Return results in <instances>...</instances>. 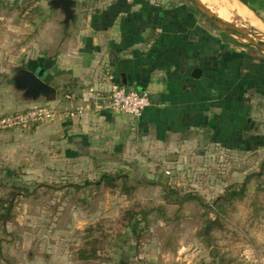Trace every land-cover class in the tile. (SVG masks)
Here are the masks:
<instances>
[{
	"label": "rangeland",
	"instance_id": "374dc122",
	"mask_svg": "<svg viewBox=\"0 0 264 264\" xmlns=\"http://www.w3.org/2000/svg\"><path fill=\"white\" fill-rule=\"evenodd\" d=\"M40 1L0 2V119L28 110L21 105L31 99L17 88L14 78L17 70L27 68L24 52L38 30L29 25L42 12ZM45 1L51 11L48 21L63 30L71 19L67 22L65 12H53L49 6L53 0ZM167 1L195 7L190 0ZM88 2L77 1L78 20L87 9L82 4ZM205 4L218 15V8ZM229 16L251 36H264V11L259 16L253 13L256 26L235 7ZM198 18L211 35L224 40L223 32L202 14ZM230 47L259 60L264 77L263 52L239 42ZM256 93L264 94L263 87ZM252 96L248 97L254 105L251 118L256 120L252 131L262 136L264 100ZM37 126L0 131V198L7 199L11 192L12 183L6 187L9 180L3 182L9 170L32 193L16 199L13 219L0 225V264H264V148L244 153L200 144L190 154L149 160V165L122 173L134 188L126 193L122 182L117 189L90 185L105 173L59 171L44 145L32 140ZM107 172L113 175L110 169ZM247 179L243 196L231 203L218 201L226 192L241 190ZM171 192L197 200L179 206ZM131 218L141 222L139 240L129 226ZM210 220L217 222L208 232ZM91 243L96 244V257L82 261L80 252L91 250Z\"/></svg>",
	"mask_w": 264,
	"mask_h": 264
},
{
	"label": "crops",
	"instance_id": "0c3cea01",
	"mask_svg": "<svg viewBox=\"0 0 264 264\" xmlns=\"http://www.w3.org/2000/svg\"><path fill=\"white\" fill-rule=\"evenodd\" d=\"M72 1L73 18L61 31L48 21L46 1L39 2L42 12L29 25L37 34L24 52L27 68L42 70L57 90L54 103L30 100L21 107L56 110L31 137L59 171L127 173L200 144L244 153L264 148L248 98L264 87L262 64L230 47L237 42L229 36L232 41L211 35L200 12L167 0H90L78 20V0ZM53 2V12L64 14ZM195 69L202 71L198 79ZM112 83L150 96L138 122L96 109L93 91L107 94Z\"/></svg>",
	"mask_w": 264,
	"mask_h": 264
},
{
	"label": "trees",
	"instance_id": "16d2710c",
	"mask_svg": "<svg viewBox=\"0 0 264 264\" xmlns=\"http://www.w3.org/2000/svg\"><path fill=\"white\" fill-rule=\"evenodd\" d=\"M240 3H242L244 6H246L248 9H250L252 12H254L256 15L259 16V12L260 11H264V0H238ZM194 11L198 12L199 11L194 7ZM224 37L226 39L227 36L223 33ZM229 41H232L230 39H228ZM259 88V87H258ZM264 89V87H263ZM262 96H264L262 94ZM6 176L3 179V182L5 179H8L9 182L6 183V187L7 185H11L10 183H12L11 187V192L8 195L7 199H3L0 198V225L2 226H6L12 219H13V210H14V206H15V201L16 199L22 198V197H29L32 195V193L29 191V188L21 185L19 183H17L16 181L19 179V176L16 174L15 171H6ZM249 179H247L241 190L239 191H235L232 190L231 192H226V194L221 197L218 201L221 203H231L232 201H234L236 198L243 196L245 189L249 183ZM122 182V190L126 193L131 192L132 190H134V188L129 187L128 186V176L122 174V173H117L115 175H102L98 181L91 183L90 185L95 186L96 188H100L101 186L104 185V187H106L107 189H117L119 187L118 183ZM3 186V185H1ZM172 196H177V200H175L176 205L182 206L185 203H189L191 201L197 200V198L195 196H191V195H183L180 196L178 195L176 192H171L170 193ZM170 195V196H171ZM130 215V214H128ZM132 216V215H130ZM148 216V213L145 214V217ZM134 218L130 219V228L132 230V233L134 236L137 237V239H140V235H139V225H140V221L135 220L134 222ZM143 221V220H141ZM217 221H208L206 224V230L209 232L211 231V229L213 228V225L216 223ZM90 246L94 247L91 250H82L80 252V258L82 261H90V260H94L95 259V255H96V251H95V243H91L89 244Z\"/></svg>",
	"mask_w": 264,
	"mask_h": 264
},
{
	"label": "water",
	"instance_id": "95a60500",
	"mask_svg": "<svg viewBox=\"0 0 264 264\" xmlns=\"http://www.w3.org/2000/svg\"><path fill=\"white\" fill-rule=\"evenodd\" d=\"M195 8L217 29L229 36L236 42L245 47L253 48L264 53V36L254 35L253 33L236 26L234 24L223 22L218 16L202 2V0H190ZM72 0H54L53 5L62 10L66 14L67 22L73 18ZM202 71L195 69L193 78H200ZM14 83L17 88L24 91L31 100H43L46 103H54L57 100V90L51 83L45 79L42 70L36 71L30 68H20L16 71Z\"/></svg>",
	"mask_w": 264,
	"mask_h": 264
},
{
	"label": "built area",
	"instance_id": "2783aa9c",
	"mask_svg": "<svg viewBox=\"0 0 264 264\" xmlns=\"http://www.w3.org/2000/svg\"><path fill=\"white\" fill-rule=\"evenodd\" d=\"M93 94L95 107L98 111L125 115L133 123L138 122L151 106V99L147 93L128 90L126 87L116 83L111 84L107 94L94 91ZM56 115V110L50 105L34 106L24 113L0 119V131L41 125L51 122Z\"/></svg>",
	"mask_w": 264,
	"mask_h": 264
},
{
	"label": "bare ground",
	"instance_id": "6f19581e",
	"mask_svg": "<svg viewBox=\"0 0 264 264\" xmlns=\"http://www.w3.org/2000/svg\"><path fill=\"white\" fill-rule=\"evenodd\" d=\"M204 3L212 4L215 8H218V18L223 22L230 23V12L234 9H237L239 14L248 20H251L252 24L256 26L255 20L252 19L251 13L246 11L237 0H203ZM233 3V5H232ZM245 7V6H244ZM253 37V36H252Z\"/></svg>",
	"mask_w": 264,
	"mask_h": 264
},
{
	"label": "flooded vegetation",
	"instance_id": "af4514ba",
	"mask_svg": "<svg viewBox=\"0 0 264 264\" xmlns=\"http://www.w3.org/2000/svg\"><path fill=\"white\" fill-rule=\"evenodd\" d=\"M25 93V92H24ZM25 95H26V93H25ZM27 96V95H26Z\"/></svg>",
	"mask_w": 264,
	"mask_h": 264
}]
</instances>
